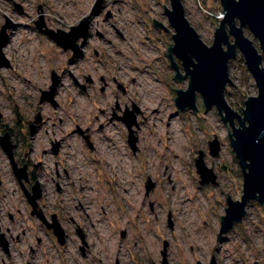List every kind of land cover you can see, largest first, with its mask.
Returning <instances> with one entry per match:
<instances>
[{
    "label": "rangeland",
    "instance_id": "374dc122",
    "mask_svg": "<svg viewBox=\"0 0 264 264\" xmlns=\"http://www.w3.org/2000/svg\"><path fill=\"white\" fill-rule=\"evenodd\" d=\"M181 3L190 25L211 45L222 19L219 0ZM162 4L171 8L170 0H0V28L12 24L2 50L8 66L0 67V135L9 130L14 161L27 165L28 176L18 181L0 146V235L7 244L6 250L0 244V264H127L128 258L162 264L163 251L167 264H209L212 257L217 264H264V204L248 200L240 223L217 239L226 198L241 197V168L230 146L231 127L215 106L205 110L199 93L197 112L174 105V90H185L188 77L174 80L167 56L174 30ZM40 18L42 29L64 32L87 18L85 44L76 40L82 55L72 59L70 49L39 32ZM18 43L19 54L12 50ZM240 57L229 63L234 85L224 91L237 112L257 95ZM173 61L184 74L181 62ZM52 73L58 77L54 104L40 99ZM125 113L136 121L134 150L119 118ZM214 139L216 155L208 147ZM200 152L213 183H200ZM35 184L38 210L49 223L57 215L64 229L62 245L31 213L23 189L31 192ZM125 187L136 206L129 205ZM183 193L191 197L186 211Z\"/></svg>",
    "mask_w": 264,
    "mask_h": 264
},
{
    "label": "water",
    "instance_id": "95a60500",
    "mask_svg": "<svg viewBox=\"0 0 264 264\" xmlns=\"http://www.w3.org/2000/svg\"><path fill=\"white\" fill-rule=\"evenodd\" d=\"M222 7L223 18L219 21L213 34L211 45H206L199 37L197 31L192 27L184 15V6L181 0H170V7L164 12L168 18V24L174 30L171 34L173 44L167 47L170 67L174 70V80L181 81L188 77V85L185 90H174L176 97L174 105L179 110L191 108L196 112V95L199 93L205 110L215 106L223 123H228L231 132H228L230 146L234 151L239 167L241 168L242 194L239 200L226 198L225 215L220 217V228L217 239H221L225 232L229 231L236 223H240L245 216V206L248 200L258 201L264 204V0H219ZM96 6V5H95ZM81 22L69 31L50 30L43 28L44 23L40 18L35 21L39 32L45 33L63 49H70L72 58L80 57V46L76 43L78 38H82L81 44L89 34L88 24ZM152 23L156 27H164L154 18ZM12 24L3 25L0 28V67L8 66V60L4 57L3 47L7 43L9 35L7 29ZM164 29H166L164 27ZM168 31V29H166ZM247 32V34L245 33ZM252 36L249 37V36ZM240 54L243 58L245 69L254 80L257 95L246 98L240 112L230 107L225 100V89L228 84H233L229 77V63ZM173 56L180 62L184 74L179 72L178 65L173 61ZM1 69V68H0ZM52 84L49 90L42 92L41 101L53 102L52 95L56 90L58 77L52 73ZM234 85V84H233ZM129 130L128 143L132 150L135 149V137L131 126L136 124L135 117H127L126 113L119 117ZM40 119L37 117V121ZM238 124L236 126L234 122ZM34 128H32V132ZM10 134L4 132L0 135V146L10 160L13 173L18 181L27 180L26 168L18 167L14 161V145L10 141ZM57 146V145H56ZM53 147L56 152L57 147ZM209 152L216 155L219 151V142L214 139L208 143ZM195 168L200 177V183H213L215 176L212 169L206 167L202 158V152L195 160ZM22 186V184H21ZM24 190V195L31 206V213L40 218L46 227L53 230V233L62 245L65 240V232L56 219V215L51 216L49 223L43 216L41 210L37 208V199L40 198V187L35 184L31 192ZM80 236L82 238L81 232ZM0 244L6 250V242L0 235ZM165 251L162 252L163 261ZM114 264H119L118 261ZM196 264H200L197 262ZM209 264H217L212 257Z\"/></svg>",
    "mask_w": 264,
    "mask_h": 264
},
{
    "label": "bare ground",
    "instance_id": "6f19581e",
    "mask_svg": "<svg viewBox=\"0 0 264 264\" xmlns=\"http://www.w3.org/2000/svg\"><path fill=\"white\" fill-rule=\"evenodd\" d=\"M18 45H19V47H16V46H13L12 47V50L15 52V53H18L19 52V48H21V45L18 43ZM5 48V49H4ZM7 48H8V46H7V44H5L4 45V47H3V50H4V53H6L7 52ZM21 52V51H20ZM19 54V53H18ZM158 57V56H157ZM154 58H156V57H154ZM73 59V58H72ZM20 66H23L22 64H23V61H20ZM31 65V64H30ZM147 72V71H146ZM149 84V83H148ZM150 85V84H149ZM149 92H151V90L149 91ZM153 92H155V90H153ZM160 92V91H159ZM162 95V94H161ZM162 100V99H161ZM152 102V101H151ZM170 138V137H169ZM172 142V141H171ZM113 145H115V144H113ZM182 145V144H181ZM184 147H185V145H184ZM113 149H115V150H117L118 151V148L116 147V146H114L113 147ZM115 150L113 151V152H110V160H111V163L110 164H113L114 165V161H116V155H115ZM122 162V161H121ZM121 162H119V165L121 166ZM80 164V163H79ZM123 166V165H122ZM121 166V167H122ZM150 166V165H149ZM153 165H152V163H151V167H152ZM81 167H84V163H81L80 164V168ZM168 168V167H167ZM76 170V169H75ZM78 170V169H77ZM76 170V171H77ZM171 175V174H170ZM185 178V177H184ZM187 183V182H186ZM123 190H124V192L125 193H129L128 192V189H127V187H125V189L123 188ZM187 190V189H186ZM137 196V195H136ZM185 196V193H183L182 195H181V197H182V201H181V203H182V205H183V207H184V209H185V211L187 210V205H186V203H187V201L189 200V198H191V197H189V196H187V197H184ZM128 197H129V199L131 200V203H129V205L130 206H136L135 205V203H134V199L135 198H133V199H131V197H130V194H128ZM137 200V199H136ZM81 203V202H80ZM83 205V204H82ZM82 205L80 204V206L82 207ZM191 206V205H190ZM173 207H174V205H173ZM133 208V207H132ZM131 209V208H130ZM134 209V208H133ZM185 211L183 212V213H185ZM206 211V210H205ZM183 213H179V215H180V217L182 218V214ZM186 214V213H185ZM188 217H190V216H188ZM193 217V216H192ZM183 219V218H182ZM186 220H187V218H184V222H186ZM192 220V219H191ZM186 224H187V226L189 227V222L187 221L186 222ZM191 225V224H190ZM188 227H186L187 228V230H189L188 229ZM191 227V226H190ZM159 229V228H158ZM191 229V228H190ZM186 230V231H187ZM192 230V229H191ZM186 233H188V235H190V234H192V232H190V230L189 231H187ZM194 234V233H193ZM185 236V235H184ZM195 236V235H194ZM197 237V236H196ZM200 237V236H199ZM187 238V237H186ZM205 238V237H204ZM191 240V239H190ZM193 241V240H192ZM197 241H199V240H197ZM188 242V241H187ZM202 244V243H201ZM140 246H138V245H136V248H139ZM126 256V255H125ZM127 264H132L131 263V260L128 258V260H127Z\"/></svg>",
    "mask_w": 264,
    "mask_h": 264
},
{
    "label": "trees",
    "instance_id": "16d2710c",
    "mask_svg": "<svg viewBox=\"0 0 264 264\" xmlns=\"http://www.w3.org/2000/svg\"><path fill=\"white\" fill-rule=\"evenodd\" d=\"M240 60L243 61V58L240 57ZM240 95H241V98H242L244 96V93H242V94L240 93ZM4 132H8L9 133V130L3 128L2 133H4ZM9 134L11 135V133H9Z\"/></svg>",
    "mask_w": 264,
    "mask_h": 264
},
{
    "label": "built area",
    "instance_id": "2783aa9c",
    "mask_svg": "<svg viewBox=\"0 0 264 264\" xmlns=\"http://www.w3.org/2000/svg\"><path fill=\"white\" fill-rule=\"evenodd\" d=\"M219 16H221V18H223L224 15H223V13H222V14H220Z\"/></svg>",
    "mask_w": 264,
    "mask_h": 264
},
{
    "label": "flooded vegetation",
    "instance_id": "af4514ba",
    "mask_svg": "<svg viewBox=\"0 0 264 264\" xmlns=\"http://www.w3.org/2000/svg\"><path fill=\"white\" fill-rule=\"evenodd\" d=\"M27 166V165H26ZM28 177V176H27ZM56 219H57V215H56ZM82 235V234H81ZM82 239H83V236H82ZM84 242H85V240H84Z\"/></svg>",
    "mask_w": 264,
    "mask_h": 264
}]
</instances>
